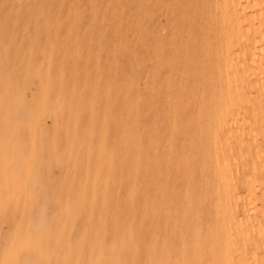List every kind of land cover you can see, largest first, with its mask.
I'll return each instance as SVG.
<instances>
[{
    "label": "bare ground",
    "instance_id": "bare-ground-1",
    "mask_svg": "<svg viewBox=\"0 0 264 264\" xmlns=\"http://www.w3.org/2000/svg\"><path fill=\"white\" fill-rule=\"evenodd\" d=\"M0 264H264V0H0Z\"/></svg>",
    "mask_w": 264,
    "mask_h": 264
}]
</instances>
